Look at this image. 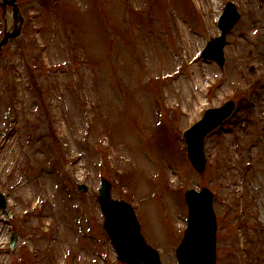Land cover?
<instances>
[{"label":"rangeland","instance_id":"obj_1","mask_svg":"<svg viewBox=\"0 0 264 264\" xmlns=\"http://www.w3.org/2000/svg\"><path fill=\"white\" fill-rule=\"evenodd\" d=\"M17 1L22 34L0 52L12 213L0 207V264H127L102 227L100 176L134 206L162 264H176L184 192L202 186L214 193L215 264H264V0H231L240 18L222 66L200 52L227 0ZM2 22L0 11V37ZM227 100L235 109L205 138L199 173L182 129Z\"/></svg>","mask_w":264,"mask_h":264},{"label":"water","instance_id":"obj_2","mask_svg":"<svg viewBox=\"0 0 264 264\" xmlns=\"http://www.w3.org/2000/svg\"><path fill=\"white\" fill-rule=\"evenodd\" d=\"M8 5L13 6L14 25L12 30H5L0 40V50L12 37L20 35L22 17L16 0H0L3 13ZM238 18L235 5L228 2L219 20L221 35L212 38L203 55L215 59L220 65L224 61L223 45L225 34ZM233 108L228 102L221 108L209 109L202 120L187 130L188 158L197 171L202 172L205 165L203 137L217 125ZM81 191L86 189L79 185ZM110 182L101 178L98 201L104 214L103 227L108 232L118 253V258L131 264H161L158 252L146 243L140 234V225L129 203L114 199L110 195ZM189 206L188 227L182 242L176 249L178 264H214L215 263V215L211 205L212 194L207 188L201 192L188 190L185 194ZM0 205L6 209V199L0 193ZM15 233L11 238L14 243Z\"/></svg>","mask_w":264,"mask_h":264},{"label":"bare ground","instance_id":"obj_3","mask_svg":"<svg viewBox=\"0 0 264 264\" xmlns=\"http://www.w3.org/2000/svg\"><path fill=\"white\" fill-rule=\"evenodd\" d=\"M181 23V29H182V33L184 34V39L186 41V45L188 47V49L190 50L191 48H193V42H195V38L192 37L191 35V30L190 29H187L185 26H183L182 22ZM202 77L201 76H198V79L196 80V83H194V86H196L197 88H199L200 90H202L204 84L203 82L200 80ZM198 102L197 104H199L201 102V98L198 97Z\"/></svg>","mask_w":264,"mask_h":264}]
</instances>
